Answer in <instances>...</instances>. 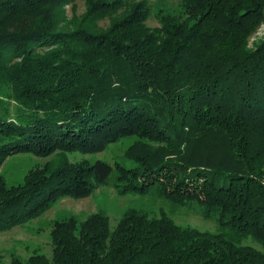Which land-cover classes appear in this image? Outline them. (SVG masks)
Returning a JSON list of instances; mask_svg holds the SVG:
<instances>
[{"label": "trees", "instance_id": "trees-1", "mask_svg": "<svg viewBox=\"0 0 264 264\" xmlns=\"http://www.w3.org/2000/svg\"><path fill=\"white\" fill-rule=\"evenodd\" d=\"M76 1L0 0V165L51 157L18 186L0 175V231L112 181L218 229L135 207L113 229L98 211L57 220L51 258L0 264H264V0H182L156 27L147 0ZM129 136L133 166L69 158Z\"/></svg>", "mask_w": 264, "mask_h": 264}, {"label": "rangeland", "instance_id": "rangeland-1", "mask_svg": "<svg viewBox=\"0 0 264 264\" xmlns=\"http://www.w3.org/2000/svg\"><path fill=\"white\" fill-rule=\"evenodd\" d=\"M151 5V12L146 24L150 27L160 25L159 14L162 11L177 12L181 8L182 0H147ZM77 14L86 10L85 0L76 1ZM71 17L73 10L68 6ZM107 21L103 22L106 24ZM264 39V23L252 35L250 46ZM134 136L123 138L110 143L103 151L96 153H84L74 151L69 153L72 161L103 160L111 164L121 162L127 166H133L134 162L125 157V151L134 141ZM51 157H40L30 152L12 154L0 165V175L6 179L8 186H18L25 182L26 176L33 170L41 169ZM135 207L149 212L151 215H159L165 212L184 226H192L201 230L216 231L218 224L215 219L205 218L199 206L185 207L175 205L171 201L155 194V186L146 194L130 192L120 194L112 181L109 185L100 186L91 195L82 198L64 197L56 201L45 213L32 221L14 226L11 229L0 231V262L10 263L12 256L18 255L28 258L34 252L43 253L52 257L53 241L52 230L57 220L75 218L83 220L89 215L103 211L109 218L111 227L114 229L124 212ZM252 245L261 248L257 243L248 240Z\"/></svg>", "mask_w": 264, "mask_h": 264}]
</instances>
